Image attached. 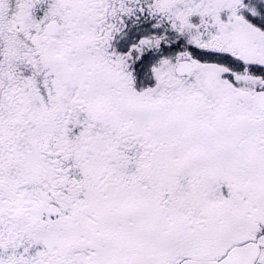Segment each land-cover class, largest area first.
I'll return each mask as SVG.
<instances>
[{
	"label": "snow or ice",
	"instance_id": "snow-or-ice-1",
	"mask_svg": "<svg viewBox=\"0 0 264 264\" xmlns=\"http://www.w3.org/2000/svg\"><path fill=\"white\" fill-rule=\"evenodd\" d=\"M0 264H264V0H0Z\"/></svg>",
	"mask_w": 264,
	"mask_h": 264
}]
</instances>
